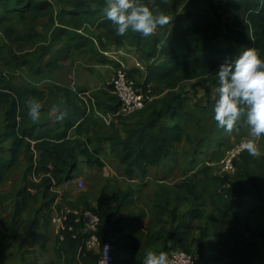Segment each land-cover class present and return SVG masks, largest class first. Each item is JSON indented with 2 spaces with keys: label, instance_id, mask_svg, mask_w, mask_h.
<instances>
[{
  "label": "trees",
  "instance_id": "obj_1",
  "mask_svg": "<svg viewBox=\"0 0 264 264\" xmlns=\"http://www.w3.org/2000/svg\"><path fill=\"white\" fill-rule=\"evenodd\" d=\"M82 1L75 6L74 11L77 13H71L72 26L76 29L82 27V15L86 13L87 0ZM175 1L177 0H154V3L160 11H165L169 10ZM145 2L152 3L153 0H145ZM40 6H43V3ZM224 8V13L233 18L227 24L226 33L210 34L209 31L208 35L207 29H215L213 22L201 14L185 12L174 19L173 41L168 42L161 51H158L155 38L154 43L146 48L144 52L146 55L143 57L146 62L145 81L136 82V85L146 88L148 84H155L164 87L170 94L160 108L155 107L149 112L146 119L135 125L125 138H117L113 142L118 152V159L125 166V173L128 176H132L136 171L145 174L149 167L161 166L170 156L171 151L183 141L185 126L180 122V118L183 112L185 113L186 100L181 92H177L181 84L207 78L213 85L218 86L215 73L226 58L234 59L247 47H255L261 55H264V2L231 0ZM212 9L215 15H218L216 17L222 28V15L213 8V5ZM30 10L34 11L33 8ZM186 23H191L192 26H184L183 24ZM106 25L116 28L111 21ZM220 35L225 36L227 42H222ZM119 37L132 40L141 51L145 50L144 46L150 45L152 41L150 36L144 37L131 30L125 36ZM159 54L164 55V60L151 62ZM91 57L99 64L111 63V60L95 50L91 52ZM3 73L0 72V110L5 108V128L0 139V191L16 167L22 161L26 164L23 187L16 195L11 221L1 222L3 228L9 227L11 238L15 240L20 234L18 220L31 208L32 203L39 202L41 198L43 203L38 214L43 210L52 212L57 198L56 190L75 178L79 170V157H82L89 166L103 167L104 164L100 157V149H92L89 146L91 142L85 144L78 139L82 124L76 127L75 136L72 138L69 137V131L74 127V122L70 120L61 127L40 131H37L39 129L37 125L29 124L30 116L24 100L25 95L11 85L9 82L11 75L5 78ZM128 73L133 78L132 72ZM113 109L117 111V107ZM93 115L94 112L91 110L89 116H86L89 124L93 121ZM173 119L176 121L171 123ZM235 165L239 172L236 179L215 177L212 169L205 166L202 170L203 180L192 178L193 182L189 180L178 186L177 191L173 189L180 203L188 205L185 212H178L176 206L169 208L167 187L163 189L162 194H156L153 205H148L151 207V214L155 217L159 216L157 218L159 220L164 213L169 214L170 222L175 225V229L160 241L162 244L160 251H185L193 256L196 264H220L224 261L227 264L262 263L264 250L257 242L237 229L230 228L226 235L225 232L217 233V231L209 235L210 230L207 229L211 222L213 224L218 222L205 210V196L209 195L217 205V213L221 217L229 218V221L236 225L243 223L250 237L264 241V224L257 222L252 225L249 217L244 221L241 216L249 198L257 201L254 209L264 210V169H258L260 164L249 152H244L236 160ZM33 177L37 178L38 182H31ZM126 200L117 202L113 206L104 205L101 201L98 207H94L89 198L85 197L80 200L83 208L72 207L69 203L67 206L73 210H89L100 217L101 222L96 234L101 244L111 242L113 247L111 264H129L131 261L142 264L146 252L153 249L157 234L154 228L150 227L148 240L143 245L144 254L140 256L141 244L137 236L125 234L124 225L117 218ZM62 208L58 209L61 211ZM42 215L45 217V214ZM199 220L206 222L207 230H203L198 237H195L192 234V227L193 223ZM49 226L48 216L46 222L42 224L36 215L31 224L26 225L19 247L23 248L27 243L29 248L34 249L37 245L36 238L39 236L35 229L41 227L47 232ZM81 229L82 225L75 223V217L71 216L66 222L65 230L57 238L55 251L57 259L63 260L64 264H100L101 254L86 248V235ZM220 235L224 236V239H220ZM39 239H42L40 248L45 252L47 236L43 234ZM9 249V245L0 249V264H6Z\"/></svg>",
  "mask_w": 264,
  "mask_h": 264
},
{
  "label": "rangeland",
  "instance_id": "obj_2",
  "mask_svg": "<svg viewBox=\"0 0 264 264\" xmlns=\"http://www.w3.org/2000/svg\"><path fill=\"white\" fill-rule=\"evenodd\" d=\"M230 1L211 0L210 5L212 4L220 15H224L227 14L224 13V6ZM82 2V0H0V72H7L11 75L9 82L15 90L25 95L27 110L31 101L41 104L39 118L33 120L29 117L28 123L37 125L39 127L37 131H40L61 127L68 119L73 120L72 117H77L76 120L85 118L84 123L82 122L83 135L78 139L85 144L91 142L92 149H100L101 160L106 162V164L103 163V167H94L89 166L82 157H79V170L75 178L71 182L62 184L56 190L57 198L52 212L43 210L38 214L43 203L41 198L39 202L32 203L31 208L19 218L20 234L17 239L12 240L9 227L3 228L1 222L11 221L16 195L23 187L26 164L22 161L16 167L0 191V249L7 245L10 246L6 264H64L63 260L57 259L55 255L58 235L52 218L60 212L59 207L67 206L68 203L72 204V207L83 208L80 200L85 197L92 200L93 203L97 202L95 207H98L103 197L115 198L117 203L126 200L123 198V191L134 188L122 208L128 217L126 218L123 214L119 219L123 224L124 220L127 223L136 218L135 226L139 231L142 230L138 237L143 245L145 232L150 230V226L152 227L153 222L159 217L155 218L150 212L151 207L147 205L148 203L153 205L155 199L153 193L162 194L163 189L167 187L169 193L166 195L170 202L169 208L176 206L178 212H185L188 205L180 203L176 197L177 193L173 192V189L177 191V187L184 182L189 180L193 182L192 178L203 180L202 170L205 166L211 168L213 175L219 178L236 179L239 174L236 172L233 176L226 175L220 162L228 150L249 138V128L243 123V118L232 132L218 126L214 119L215 96L212 92V89L217 86L205 78L187 81L177 89V92H181L186 100L185 113L183 112L180 118V122L185 126L183 141L171 151L170 156L161 166L149 167L145 174L136 171L132 176H127L125 166L120 163L113 142L117 138H125L135 125L146 119L149 112L155 107L160 108L170 92L162 86L151 84L155 100L144 110L129 117L115 118L109 125L93 115V121L89 124L86 119V116L90 114L87 112L88 105L95 104L97 110L103 114L112 111L114 107L118 108V101L110 85L114 75L102 89H98L100 87L89 88V90L80 89L76 83L75 66L79 63L93 61L91 57L93 50L98 53L107 51L108 56H114L117 63L120 61L125 64L127 71L132 72V77L137 83L144 82L146 70H131L127 64L128 56L126 55H131L146 67L143 58L146 55V53L144 54L146 48L154 43L155 38L158 51H161L168 42L173 41L175 20L170 19L168 24L159 26L150 35L151 44H146L145 50L141 51L132 43V40L120 38L116 28L106 25L110 21L104 13L106 0H87L85 3L86 13L82 15V27L74 28L71 19L73 14L71 13L75 12L74 14H76L75 6ZM42 3L43 6H40ZM30 8H33L34 11H31ZM170 9L163 12L168 14ZM225 19L229 23L233 18L229 15L225 16ZM225 19H222V22ZM183 25L192 26L191 23ZM210 29H207L208 35L209 31L210 34L218 32L215 29ZM219 38L222 42H227L225 36L220 35ZM164 58L163 54H159L151 62H161ZM90 70L93 72L92 69ZM63 74L66 75V83L61 79ZM95 74L102 75V73ZM84 92L91 95L92 103L82 100L80 94ZM71 93L75 95V100L72 99ZM64 96L68 103H64L62 100ZM66 105L67 108H65ZM78 112H80L79 117L75 116ZM61 114L63 118L58 119ZM175 121L173 119L171 123ZM4 128L5 108H2L0 110V139ZM87 135H90L89 139L84 140ZM257 139H259V149L258 154L254 157L260 164L258 169H264V136ZM108 144L109 146H107ZM105 171L122 172L126 178L114 186L100 188L98 177ZM161 178H164V182L160 180ZM77 179L84 181L83 187L76 184L75 180ZM31 182H38V180L33 177ZM139 182L144 183L139 184ZM169 188L171 189L169 190ZM118 191L121 193L117 194V197L112 195ZM103 204L107 205L104 201ZM205 204L207 214L218 221L217 224L211 222L208 225L209 235L216 231L217 233L225 232L226 235L227 230L234 228L252 241L257 242L264 250V241L250 237L243 223L236 225L230 222L229 218L221 217L217 213V205L212 201L211 196H205ZM256 204L255 199H247L245 209L241 213L242 219L245 221L249 217L252 225L257 222L264 224V210L262 208L254 209ZM42 214H45V217ZM36 215L42 224L46 222L47 216L50 218L49 229L47 232H44L41 227L35 229L39 236L36 238L37 245L34 249L29 248L27 243L23 248H20L19 244L25 234L26 225L29 226ZM162 217L163 231L158 228L157 236L160 233L169 235L175 229V225L170 222L169 214L164 213ZM205 227L204 220L195 221L192 227L193 236L198 237L203 230H207ZM43 234L47 236L45 252L40 248L42 239L39 238ZM222 238L224 239V236L220 235V239ZM142 254H144L143 251L139 253L140 256ZM129 264L138 263L131 261ZM220 264L227 263L224 261ZM261 264H264V260Z\"/></svg>",
  "mask_w": 264,
  "mask_h": 264
},
{
  "label": "clouds",
  "instance_id": "obj_3",
  "mask_svg": "<svg viewBox=\"0 0 264 264\" xmlns=\"http://www.w3.org/2000/svg\"><path fill=\"white\" fill-rule=\"evenodd\" d=\"M104 13L120 36L131 30L148 37L159 26L170 22L169 15L160 11L154 0L152 3L145 0H106ZM215 74L218 78V86L212 89L215 121L219 127L232 132L243 118V123L249 128V138L242 141V146L250 155H257L256 138L264 136V55L255 47H247L234 59L226 58ZM40 109L39 102L31 101L28 115L37 120ZM62 118L61 114L58 119ZM142 264H171V261L166 251L148 250Z\"/></svg>",
  "mask_w": 264,
  "mask_h": 264
},
{
  "label": "built area",
  "instance_id": "obj_4",
  "mask_svg": "<svg viewBox=\"0 0 264 264\" xmlns=\"http://www.w3.org/2000/svg\"><path fill=\"white\" fill-rule=\"evenodd\" d=\"M105 54L108 56L107 53ZM3 76L8 78L9 74L4 72ZM110 85L113 88L116 98L120 102L119 109L112 114H103L98 111L95 104L92 103L93 98L89 93L84 92L80 94V97L82 100H84V102L90 101L92 103L91 105H88L87 112L90 113L91 110H93V112L98 115L106 124H110L115 118L132 116L144 110L155 100V95L153 94L151 84H148L146 88L138 87L136 85V81L129 76L125 64L120 61H118V67L115 70V75L110 82ZM258 149L259 139H257V151ZM244 152L248 151L242 146V142L226 152L220 162L222 170L226 175L233 176L237 172L235 162ZM76 183L81 187L84 186L83 180H78ZM71 216L75 217V223L82 225L81 231L86 235V248L90 251H94L96 248H99V253L102 256L100 264H111L113 262V247L109 241L101 244L96 234L99 230L101 222L100 217L97 214L89 210H73L72 208L65 206L52 218V223L56 227V234L59 236L60 233L65 230L66 222ZM166 252L169 255L171 264H196L193 256L185 251L170 250Z\"/></svg>",
  "mask_w": 264,
  "mask_h": 264
},
{
  "label": "crops",
  "instance_id": "obj_5",
  "mask_svg": "<svg viewBox=\"0 0 264 264\" xmlns=\"http://www.w3.org/2000/svg\"><path fill=\"white\" fill-rule=\"evenodd\" d=\"M185 12H191V13H195V14H202V15H204L206 18H208L209 20H211L213 22V24H215L214 25L215 26V30H217L218 31L217 33H219V34H221L222 32L223 33H226L227 30H228V28H227V23L228 22L225 19V16H228V15H226V14L222 15V19H225V21L223 22V26L221 28V26H220V24H219V22L217 20V17L215 15V13H214V11H213L210 3L208 2V0H177L171 6V9H170L168 15H169L170 19L173 20V19L176 18V16H178L180 14H183ZM106 52L101 51L100 54L106 56L109 60H111V63L99 64V63H96L94 61H87V62H83V63L76 64V66H75V75H76V81H77L76 83L78 84V86L80 87V89H87V90H89V88H95V87H97V88L100 87L98 89H102V87L104 88L106 86V83L110 81L111 77L113 75H115V70L118 67L117 66L118 63L115 61V57L114 56H110V55L107 56L105 54ZM114 54L117 55V53H115V52H114ZM126 56H128L127 64L129 65V68L131 70L132 69H138V70H141V71L146 70L145 67L142 66L141 63H139L131 55L130 56L129 55H126ZM75 63H76V61H75ZM90 63H93V64H90ZM90 69H92L93 72H91ZM95 73H102V75L101 74L100 75L99 74H95ZM64 75L65 74L62 75L64 78L61 77V79H62V81H64L66 83V81H65L66 75L65 76ZM71 95H72V99L75 100L76 99L75 98V95L73 93H71ZM62 100H64V103H68V101H67V99H66L65 96L62 98ZM67 107L68 106L66 105L65 108H67ZM119 107H120V103L118 102V108H117V110L119 109ZM114 112H116V110L113 109L110 112L107 111L105 114H112ZM79 113L80 112H78V114H76V115L74 114V115L79 117V115H80ZM94 115L97 116V117H99L95 113H94ZM72 119L73 120L68 119V120L74 122V127L69 131V137H71V138L75 136L76 127L79 126L80 124H82V122L84 123V121H85V118H80V119H78V121L76 120L77 117L76 118L72 117ZM107 125H109V124H107ZM83 131L84 130L81 131V135H79L78 138H80V136L82 137ZM89 137H90V135H87L86 138H84V140H86V139L88 140ZM89 146H91V148H92V144H90ZM107 146H109V144ZM103 163L106 164V162H104V161H103ZM75 176H76V174H75ZM125 178H126V176L122 172L105 171V172L99 174L98 181H99V185L101 186L100 188H105V187H108V186H114L116 184H119V183H121L119 181L122 180V182H123V179H125ZM78 180H82V179H77L75 181L77 182ZM160 180L162 182H164V178H161ZM142 183H144V182H139V184H142ZM132 189H134V188H128L126 191H123V194H122L124 196L123 198L129 197V195L132 192ZM120 193H121V191H118L115 194L113 193L112 195H115L116 196L117 194H120ZM153 195L156 196V193H153ZM71 199H73V198H71ZM89 201H90V203H92L91 204L92 206L96 205V203H97V202L93 203L92 200H89ZM103 201L107 205H110V206H113V205L116 204L115 198L110 199L108 197H103L102 198V202ZM126 202H127V200H126ZM147 205L152 206L151 203H148ZM123 214H124V216L126 218L128 217L124 213V210L122 209L121 210V213L119 214V216L117 218H119ZM162 221H163V217H160V220L156 218V220L153 222L152 228H154L155 234H158V228H161V230L163 231V225H164V223ZM136 222H137L136 218H134L132 220V222L129 221L127 223H126V220H124V222H123V224H124V233L125 234H128V235H137V238L139 240V243L141 244V241H140L138 235L142 232V230L139 231V229L137 228V226H135L136 225L135 224ZM145 233L146 234H144V236H145L146 242H147V240H148L147 236L149 235V231H146ZM165 236H167V235L166 234L164 235V234H161V233L157 236V238H156L157 241L153 244V249L152 250H155V251H157V250L159 251L160 250V248L162 247V244H160V241H162ZM145 238H144V243H145ZM143 245L141 244L139 253L143 251ZM99 250H100L99 248H96L94 251L97 252V253H99Z\"/></svg>",
  "mask_w": 264,
  "mask_h": 264
}]
</instances>
